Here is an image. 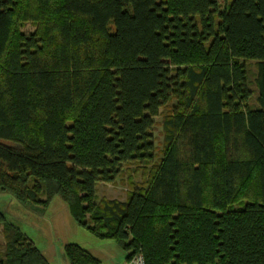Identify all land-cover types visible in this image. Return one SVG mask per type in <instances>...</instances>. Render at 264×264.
I'll return each instance as SVG.
<instances>
[{"label": "trees", "instance_id": "16d2710c", "mask_svg": "<svg viewBox=\"0 0 264 264\" xmlns=\"http://www.w3.org/2000/svg\"><path fill=\"white\" fill-rule=\"evenodd\" d=\"M219 1L0 0V191L60 197L126 261L264 264V0ZM0 236V264H49L1 213Z\"/></svg>", "mask_w": 264, "mask_h": 264}, {"label": "rangeland", "instance_id": "374dc122", "mask_svg": "<svg viewBox=\"0 0 264 264\" xmlns=\"http://www.w3.org/2000/svg\"><path fill=\"white\" fill-rule=\"evenodd\" d=\"M220 10L225 7V0H220ZM128 12L132 15L131 7ZM35 27L31 23H26L22 31L31 34ZM110 30L115 32V27L110 26ZM250 70L255 71L252 65ZM253 73V72H252ZM250 74L249 82L253 81V74ZM251 88L254 89V87ZM254 92V91H253ZM255 94H253L251 103H254ZM157 122L161 118L156 119ZM156 146L162 149L163 136L160 125L154 132ZM129 173L119 177L114 183L100 184L97 187L98 196L108 199L126 201L128 193L132 189L128 180ZM135 181L139 182L136 178ZM0 213L15 227L27 235L37 246L38 250L47 256L52 263L67 264L65 249L68 245L75 244L83 249L97 252L105 250L106 256L100 255L103 264H122L126 253L113 241V246H105V243L95 237L92 233L79 226L73 219L69 207L60 199L54 198L49 205L44 208L38 206L34 210L24 207L14 197L6 192L0 191ZM4 244V239L0 236V245ZM104 248V249H103ZM100 260V259H98Z\"/></svg>", "mask_w": 264, "mask_h": 264}, {"label": "crops", "instance_id": "0c3cea01", "mask_svg": "<svg viewBox=\"0 0 264 264\" xmlns=\"http://www.w3.org/2000/svg\"><path fill=\"white\" fill-rule=\"evenodd\" d=\"M102 242H104L105 243V246H113L112 245V243H108V242H110V241H102ZM75 244H77V243H75ZM83 247V246H82ZM84 248V247H83ZM104 249V248H103ZM86 251L87 252H89L91 255H93L97 260L98 259H100V260H98L99 262H100V264H103V262L101 261V256L100 255H103V256H106L107 255V252L105 251V250H102V251H97V252H91V251H89L88 249H86ZM44 256H45V258L47 259V256L44 254ZM66 256V255H65ZM126 259H127V254H126V256H125V259H124V261H123V263L126 261ZM66 260H67V264H70L69 263V261H68V259L66 258ZM47 261L49 262V264H58V262H54V263H52L50 260H48L47 259ZM122 263V264H123ZM60 264V263H59ZM62 264H65V263H62Z\"/></svg>", "mask_w": 264, "mask_h": 264}, {"label": "built area", "instance_id": "2783aa9c", "mask_svg": "<svg viewBox=\"0 0 264 264\" xmlns=\"http://www.w3.org/2000/svg\"><path fill=\"white\" fill-rule=\"evenodd\" d=\"M123 264H145V261L143 256L135 255L132 259L125 261Z\"/></svg>", "mask_w": 264, "mask_h": 264}]
</instances>
